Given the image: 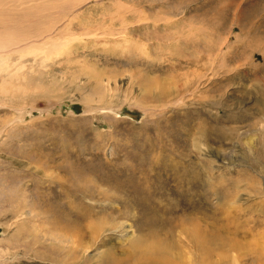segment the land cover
I'll list each match as a JSON object with an SVG mask.
<instances>
[{"label":"rangeland","instance_id":"obj_1","mask_svg":"<svg viewBox=\"0 0 264 264\" xmlns=\"http://www.w3.org/2000/svg\"><path fill=\"white\" fill-rule=\"evenodd\" d=\"M0 264H264V0H0Z\"/></svg>","mask_w":264,"mask_h":264},{"label":"bare ground","instance_id":"obj_2","mask_svg":"<svg viewBox=\"0 0 264 264\" xmlns=\"http://www.w3.org/2000/svg\"><path fill=\"white\" fill-rule=\"evenodd\" d=\"M230 1L233 2L234 0H230ZM229 3H230V2H229ZM240 4H241V3H240ZM230 5H231V4H230ZM142 254H144V253H142ZM147 255H148V254H147ZM147 255H146V256H147Z\"/></svg>","mask_w":264,"mask_h":264}]
</instances>
